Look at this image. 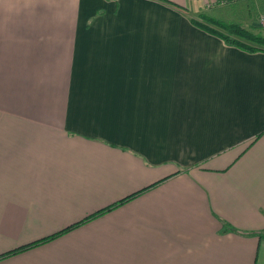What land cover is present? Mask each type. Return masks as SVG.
<instances>
[{
    "label": "crops",
    "instance_id": "obj_1",
    "mask_svg": "<svg viewBox=\"0 0 264 264\" xmlns=\"http://www.w3.org/2000/svg\"><path fill=\"white\" fill-rule=\"evenodd\" d=\"M237 1L0 0V254L158 182L0 264H264V50L191 23Z\"/></svg>",
    "mask_w": 264,
    "mask_h": 264
},
{
    "label": "trees",
    "instance_id": "obj_2",
    "mask_svg": "<svg viewBox=\"0 0 264 264\" xmlns=\"http://www.w3.org/2000/svg\"><path fill=\"white\" fill-rule=\"evenodd\" d=\"M202 18L206 22V24L199 23L194 19H191V23L194 24L195 26H199V27L207 30L208 32H211L212 34H215L216 36L220 37L223 40V42H225L226 44L233 45L235 47L241 48V49L246 50V51H256V50H261V49L264 50V34H263V31H261V29L256 30L255 27H253V26L250 28H245L239 24L225 23L223 21L215 20L211 17L205 16L203 14H202ZM211 27L215 28V29H212ZM156 183H158V182H154V183H152V184H150V185H148V186H146V187H144V188H142V189H140L134 193H131L129 195H126L125 197H122L117 202L109 204L108 206L104 207L103 209L98 210L96 212H93L89 216L80 220L78 223L72 224L69 227L62 229L59 232L53 233L49 236H46L45 238H42L41 240L23 245L19 248H16V249L10 250L6 253L0 254V259L6 257L8 255H12L14 253H17L23 249L28 248V247L42 243V242H44L50 238H53L56 235L66 231L69 228L77 226L80 223H83L90 218L96 217L97 215H100L101 213H104V212L112 209L113 207L120 205L121 203L125 202L126 200L131 199L132 197L136 196L141 191H144L145 189L152 187ZM223 231H231V232H235V233L239 232L238 230H236L230 226H226L225 229H223ZM249 234H254V233L249 232Z\"/></svg>",
    "mask_w": 264,
    "mask_h": 264
},
{
    "label": "rangeland",
    "instance_id": "obj_3",
    "mask_svg": "<svg viewBox=\"0 0 264 264\" xmlns=\"http://www.w3.org/2000/svg\"><path fill=\"white\" fill-rule=\"evenodd\" d=\"M239 1H237L238 3L229 4L230 8H225L222 10H216L215 9L214 11L211 12V14H208V15H210V16L214 15L215 18H213V19H215V20H220V21H223L225 23H235V24H239L243 27L244 26L247 27L246 21H247L248 15L246 13H242V11L239 9H236V11H234V9H233L235 7L237 8V6H241V4H245V1H243V0H239ZM231 8H232V10H231ZM228 10H231V11L228 13L229 16L227 17V16H225V14L228 12ZM253 10L254 9H251V13H252L251 19H253V20H257V18L262 13L264 14V10H261L260 8L255 10V11H253Z\"/></svg>",
    "mask_w": 264,
    "mask_h": 264
},
{
    "label": "built area",
    "instance_id": "obj_4",
    "mask_svg": "<svg viewBox=\"0 0 264 264\" xmlns=\"http://www.w3.org/2000/svg\"><path fill=\"white\" fill-rule=\"evenodd\" d=\"M226 1L227 0H209V2L207 3V6H211V4L213 5L214 3L223 4ZM259 22L260 23L264 22V14L259 17Z\"/></svg>",
    "mask_w": 264,
    "mask_h": 264
}]
</instances>
